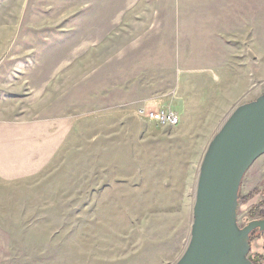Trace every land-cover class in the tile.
I'll return each mask as SVG.
<instances>
[{
	"label": "rangeland",
	"instance_id": "374dc122",
	"mask_svg": "<svg viewBox=\"0 0 264 264\" xmlns=\"http://www.w3.org/2000/svg\"><path fill=\"white\" fill-rule=\"evenodd\" d=\"M263 93L264 0H0V264H176L210 141ZM263 218L264 154L238 224Z\"/></svg>",
	"mask_w": 264,
	"mask_h": 264
},
{
	"label": "water",
	"instance_id": "95a60500",
	"mask_svg": "<svg viewBox=\"0 0 264 264\" xmlns=\"http://www.w3.org/2000/svg\"><path fill=\"white\" fill-rule=\"evenodd\" d=\"M264 154V93L239 105L210 141L203 158L188 246L176 264H255L251 233L264 218L238 224L239 192L252 164Z\"/></svg>",
	"mask_w": 264,
	"mask_h": 264
},
{
	"label": "built area",
	"instance_id": "2783aa9c",
	"mask_svg": "<svg viewBox=\"0 0 264 264\" xmlns=\"http://www.w3.org/2000/svg\"><path fill=\"white\" fill-rule=\"evenodd\" d=\"M141 113L162 124L177 125L180 122L179 115L171 110H142Z\"/></svg>",
	"mask_w": 264,
	"mask_h": 264
},
{
	"label": "crops",
	"instance_id": "0c3cea01",
	"mask_svg": "<svg viewBox=\"0 0 264 264\" xmlns=\"http://www.w3.org/2000/svg\"><path fill=\"white\" fill-rule=\"evenodd\" d=\"M233 86H226V92H224L225 94V99L226 100H220V107L218 108V114L216 115V117L219 119V120H224V118H226L228 115H227V110L229 108V104H233V98L231 100V103H229V99H228V95H233ZM150 103V102H149ZM233 106V105H232ZM146 109V108H145ZM257 259L260 258L261 261L264 260L263 257H260L259 255L256 256ZM264 262V261H263Z\"/></svg>",
	"mask_w": 264,
	"mask_h": 264
},
{
	"label": "trees",
	"instance_id": "16d2710c",
	"mask_svg": "<svg viewBox=\"0 0 264 264\" xmlns=\"http://www.w3.org/2000/svg\"><path fill=\"white\" fill-rule=\"evenodd\" d=\"M260 233H262V232H260ZM254 235H255V231L251 233V236H250L251 238H250V240H252V238L254 237ZM250 259H251L255 264H259L258 261L256 260V257H252V256H250Z\"/></svg>",
	"mask_w": 264,
	"mask_h": 264
}]
</instances>
